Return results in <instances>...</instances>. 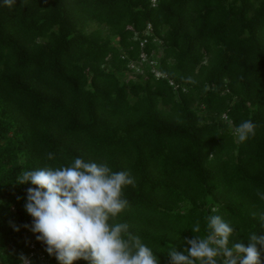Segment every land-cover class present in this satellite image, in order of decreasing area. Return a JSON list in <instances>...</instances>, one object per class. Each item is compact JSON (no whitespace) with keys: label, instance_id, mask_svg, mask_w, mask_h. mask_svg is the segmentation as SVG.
Wrapping results in <instances>:
<instances>
[{"label":"trees","instance_id":"trees-1","mask_svg":"<svg viewBox=\"0 0 264 264\" xmlns=\"http://www.w3.org/2000/svg\"><path fill=\"white\" fill-rule=\"evenodd\" d=\"M141 51L152 65L138 64ZM249 119L255 135L240 142L234 129ZM75 158L131 174L110 223L159 264L206 235L209 215L236 229L229 246L264 234V0L0 4V264L32 244L31 264H59L22 227L34 186L16 182Z\"/></svg>","mask_w":264,"mask_h":264},{"label":"clouds","instance_id":"clouds-1","mask_svg":"<svg viewBox=\"0 0 264 264\" xmlns=\"http://www.w3.org/2000/svg\"><path fill=\"white\" fill-rule=\"evenodd\" d=\"M0 4L12 9L16 0H0ZM21 4L25 5L26 0ZM256 127L250 119L243 120L234 134L244 142L255 135ZM48 158H52L51 153ZM29 183L34 187L26 189L24 208L32 223L22 227L37 234L36 240L46 245L45 251L59 264L78 260L88 264H159L152 249L133 235L126 223H110L128 206L122 190L134 184L129 172H113L106 162L75 158L70 166L22 171L16 184ZM260 220L264 224V212ZM10 226L20 230L12 222ZM191 230L199 233V222ZM205 231L204 236L185 238L190 247L171 249L168 264H264V234L252 232L247 244L233 240L229 246L236 229L219 215L206 218ZM19 260L31 264L23 253Z\"/></svg>","mask_w":264,"mask_h":264},{"label":"built area","instance_id":"built-area-1","mask_svg":"<svg viewBox=\"0 0 264 264\" xmlns=\"http://www.w3.org/2000/svg\"><path fill=\"white\" fill-rule=\"evenodd\" d=\"M152 3H154L156 0H150ZM150 24H148L147 25V29H150ZM143 44L141 43V46H142ZM139 57H140V59H139V61H138V64L139 63H143V62H148L149 64H153L154 63V61L153 60H150L149 58H148V55H147V53L146 52H144V51H141V53H140V55H139ZM130 66L131 67H136V70H139V68H138V66L135 64V63H130ZM154 70V69H153ZM155 75L156 76H161L162 74L160 73V72H158V71H156L155 72ZM170 84H173V82L172 81H170ZM35 253H37V251H36V249H35V247H34V245L32 244L31 245V250H30V252L28 253V255H27V257L30 259V261H31V257L33 256V255H35ZM40 254V257L44 260L45 259V257H44V255L43 254H41V253H39ZM17 264H21V262H18Z\"/></svg>","mask_w":264,"mask_h":264}]
</instances>
